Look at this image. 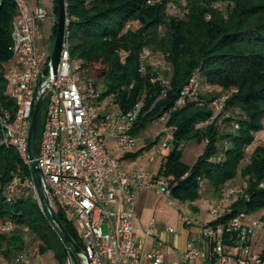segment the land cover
<instances>
[{
	"label": "trees",
	"instance_id": "trees-1",
	"mask_svg": "<svg viewBox=\"0 0 264 264\" xmlns=\"http://www.w3.org/2000/svg\"><path fill=\"white\" fill-rule=\"evenodd\" d=\"M53 3L54 39L57 0ZM65 6L71 61L85 93L92 91L89 101L99 116L113 106L128 111L139 104L130 133L137 139L134 149L140 140L144 146L123 158L134 160L151 150L166 135L161 129L168 128L169 150L161 155L155 177L183 213L202 199L205 188L218 200L224 196L229 208L204 227H225L243 209L248 217H259L264 209V0H65ZM16 17L15 2L0 0V114L16 110L4 79ZM145 52L163 58L164 68L142 59ZM192 78L198 84L195 97L178 105ZM220 99L217 112L214 102ZM43 108L42 102L34 153ZM162 116L167 119L161 121ZM152 128L159 132L148 133ZM189 141L204 143L192 164L182 161V146ZM14 176L23 184L9 198L7 185ZM31 176L18 152L0 145V264H21L22 255L35 264L49 253V264H64L59 230L46 206L41 212L27 193ZM237 178L242 186L227 198L228 183ZM55 207L59 221L82 245L64 208L57 202ZM8 224L12 228L4 230Z\"/></svg>",
	"mask_w": 264,
	"mask_h": 264
},
{
	"label": "built area",
	"instance_id": "built-area-1",
	"mask_svg": "<svg viewBox=\"0 0 264 264\" xmlns=\"http://www.w3.org/2000/svg\"><path fill=\"white\" fill-rule=\"evenodd\" d=\"M17 17L12 25L11 63L5 69L4 79L9 96L16 104L14 113L0 114V145L14 148L30 169L27 137L32 112L38 99L43 102L44 122L38 141L35 159L44 181L45 194L53 207L57 202L69 215L71 221L80 225L77 232L82 253L75 254L64 242V264H165L164 243L158 240L151 249H144L135 235V207L143 190H155L168 205H177L164 182L148 171L123 168L119 157L108 148V141L122 152L134 149L137 139L130 133L139 104L128 111L114 110L99 116L90 104L92 91L85 93L79 74L71 61L65 39L59 57L56 74L50 61L51 52L39 55L36 41L40 22L48 18L44 7L33 8L28 0H13ZM158 57V61H154ZM149 58L151 65H161L163 58L145 52L142 59ZM198 84L192 78L177 100L185 103L186 96L195 97ZM223 100H215V110L222 109ZM167 116H162L165 121ZM160 151L168 145V128ZM157 147V144L152 147ZM151 149V150H152ZM31 171V169H30ZM25 181L27 193L44 212L36 179ZM14 176L7 185L9 198L21 185ZM230 189L227 198L237 193ZM178 206V205H177ZM47 209V208H46ZM48 211V210H47ZM213 218L221 214L211 209ZM243 209L235 214L227 226L204 227L201 222L198 233L187 239L181 252L180 264H264V209L259 217H248ZM185 225L193 223L182 213ZM11 224L4 230H10ZM167 233H175L166 227ZM147 234L156 237L154 223ZM21 264H32L25 255L19 257Z\"/></svg>",
	"mask_w": 264,
	"mask_h": 264
},
{
	"label": "crops",
	"instance_id": "crops-1",
	"mask_svg": "<svg viewBox=\"0 0 264 264\" xmlns=\"http://www.w3.org/2000/svg\"><path fill=\"white\" fill-rule=\"evenodd\" d=\"M30 1L33 4H35L33 6L31 5V7L33 8L43 7V5L41 4L42 2H40L41 0H30ZM48 2L50 3L51 6V12L50 11L48 12V17H51L50 19H51V27H52L55 19V14L53 12L54 3L53 0H49ZM143 146L144 144L140 142L138 143L135 149H132L128 152L129 153L134 152ZM128 152L121 151L120 155H116L114 153L113 154L120 158L123 168L127 171H131V170L148 171L147 169L146 170L141 169V167L143 168V165L137 166L139 167V169L135 166L137 163H141L142 161L140 157L141 155L134 160L124 159L123 158L124 154ZM152 159L155 158L152 157ZM153 174H155V172H153ZM157 194L158 193L155 190L154 192L153 190H143L139 194V198L135 207V223H134L135 235L140 245L144 249H151L152 247H154L155 243L158 240H161L160 242L164 243L165 264H180L181 252L184 249L187 239L189 238V236H191V234L198 233V231L197 230L192 231L188 225H185L183 224L182 221H180L182 218V213L180 214V216L178 215L174 217V215H176L174 209H172V211H167L165 210V208H160L158 205L159 204L158 202H160V200L156 198ZM203 202H206V200L199 199L198 201L194 202L192 205L189 204L185 207L186 214L189 212L188 213L189 215L191 214L192 210L193 211L197 210V215L195 216L198 217H195L196 219H194L197 222H204V221L207 222V220L212 218V215L209 212L211 208L207 209V212L204 211L205 207L207 206L206 205L204 206ZM165 204L167 207H171V205H168L166 202ZM192 206H195L196 209H193ZM199 216L202 217L209 216V218L207 220H202V218ZM151 223H154L156 237L147 234V228L151 225ZM168 226L174 228L175 233H167L166 227Z\"/></svg>",
	"mask_w": 264,
	"mask_h": 264
},
{
	"label": "rangeland",
	"instance_id": "rangeland-1",
	"mask_svg": "<svg viewBox=\"0 0 264 264\" xmlns=\"http://www.w3.org/2000/svg\"><path fill=\"white\" fill-rule=\"evenodd\" d=\"M48 1L49 0H41L40 2H42L41 4L43 5V7H45L48 10V12L49 11L51 12V6H50V3ZM29 4H30V6L35 5L30 0H29ZM50 18L51 17H48L46 20L42 21L40 26H39L36 45H37V49L39 51L40 56H43L46 53V51L51 52V50H52V44H53L54 39L52 37L51 19ZM158 60L159 59L157 57L156 59H154L153 62L158 61ZM113 107L116 110L117 107L116 106H113ZM150 131H152L154 134H156L157 130L155 131L154 128H152V130H149L148 133H150ZM145 132H146V130L142 131L141 134H144ZM158 132L159 131H157V133ZM153 136H155V135H153ZM153 136L151 137V139H154ZM164 137H166V135ZM168 137L170 138V136H168ZM163 141H166V140H163V138L160 139L159 142L157 143V147L153 148L151 151L145 150L140 156L142 159L141 163H137L135 166L137 167L139 165H143V168L140 166L142 170L147 169L148 172H150L152 174H153V172H155V174H156L158 171V168L160 166V163H161V155H165L167 153V151L169 150L166 147V148H163L161 150V152L157 151L156 148L160 147ZM140 142H141V140H140ZM142 144H144V143H142ZM108 148L110 151H112L116 155L121 154L120 153L121 151L118 149V147H116L114 145L112 140L108 141ZM203 149H204V143H198L195 141H189V142L185 143L182 146V161L184 163H187V164L194 163V161L197 159V157L203 152ZM152 157L155 159H152ZM150 158L152 159V161ZM137 168L139 169V167H137ZM155 174H153V175H155ZM228 185H229L230 189L235 188V187L240 188L242 186V181L240 178H237L233 182H231V183L229 182ZM153 192H154V190H153ZM209 192L210 191H208L204 188L202 193H201L202 199L206 200V202H203L204 206L205 205L207 206V207H205L204 211L207 212V209H209V208H211V209L213 208V209L218 210V212H220V214L227 211L229 208V202L224 200V196L221 200L220 199L218 200V198H215ZM207 194H209V195H207ZM156 198L158 200H160V202H158L159 203L158 205L160 208H165V210H167V211H172V209L175 210L176 215H174V217L178 216V215L180 216V214L183 213L181 209H178L179 207L177 205H172L171 207H167L165 204L166 200L164 201L165 198L163 196H159L157 194ZM53 207H54V211H55V209H56L55 202H53ZM188 213H187V216L190 219L191 218L193 219V223L188 225L189 228L192 231H196V230L198 231L200 228L201 222H197L196 220H194V219H196L195 217H198V216H195V215H197V210L196 211L192 210L190 215ZM66 216H67V220L73 224L74 228L76 229V232L80 231V225L78 224V222H76V221L72 222L70 216L69 215H66ZM199 217H201L202 220H207L209 218V216H203V217L199 216ZM180 221H182V219ZM176 232H177V230H176ZM262 243H264V240ZM49 255H50V253H49ZM49 255L39 256L38 258H35L34 263L35 264H49L50 261L53 263V259L51 258V256L49 257ZM76 264H81L78 257H76Z\"/></svg>",
	"mask_w": 264,
	"mask_h": 264
},
{
	"label": "water",
	"instance_id": "water-1",
	"mask_svg": "<svg viewBox=\"0 0 264 264\" xmlns=\"http://www.w3.org/2000/svg\"><path fill=\"white\" fill-rule=\"evenodd\" d=\"M57 6H58L57 29H56V34H55V38L52 44V50H51V55H50V61H51L52 70H53L54 75L56 74V71H57L58 61L61 55V51L63 48V42L65 39V25H66L65 0H57ZM40 103H41V100L39 98L32 112L29 131H28V137H27V152H28V157L31 160L30 169L36 179V183L39 188L42 201L50 214V218L52 222L56 225L64 241L71 246L74 253L80 254L82 253L81 246L73 239V237L68 232V230L59 221L54 209L52 208L45 194L44 181H43L41 172L38 168L37 161L35 159L34 142H35V136H36V126H37V121H38V116H39Z\"/></svg>",
	"mask_w": 264,
	"mask_h": 264
}]
</instances>
